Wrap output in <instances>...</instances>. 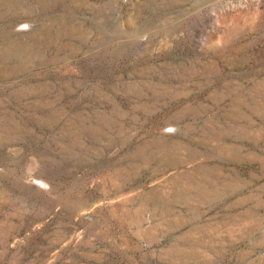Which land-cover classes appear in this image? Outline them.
I'll list each match as a JSON object with an SVG mask.
<instances>
[{
    "label": "rangeland",
    "instance_id": "obj_1",
    "mask_svg": "<svg viewBox=\"0 0 264 264\" xmlns=\"http://www.w3.org/2000/svg\"><path fill=\"white\" fill-rule=\"evenodd\" d=\"M0 264H264V0H0Z\"/></svg>",
    "mask_w": 264,
    "mask_h": 264
}]
</instances>
